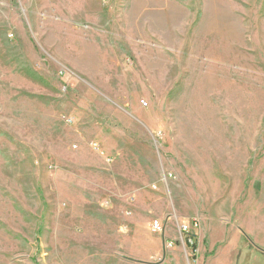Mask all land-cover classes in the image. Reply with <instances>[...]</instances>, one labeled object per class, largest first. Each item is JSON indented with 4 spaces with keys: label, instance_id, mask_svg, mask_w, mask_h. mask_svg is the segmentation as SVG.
I'll return each mask as SVG.
<instances>
[{
    "label": "rangeland",
    "instance_id": "obj_1",
    "mask_svg": "<svg viewBox=\"0 0 264 264\" xmlns=\"http://www.w3.org/2000/svg\"><path fill=\"white\" fill-rule=\"evenodd\" d=\"M0 264H264V0H0Z\"/></svg>",
    "mask_w": 264,
    "mask_h": 264
},
{
    "label": "built area",
    "instance_id": "obj_2",
    "mask_svg": "<svg viewBox=\"0 0 264 264\" xmlns=\"http://www.w3.org/2000/svg\"><path fill=\"white\" fill-rule=\"evenodd\" d=\"M201 225V222L198 219H194L191 222L190 221H185L181 222L179 225H177V231L180 236L181 241L184 244H187L188 246H193L194 243V238H193V231L196 229H199ZM152 226V231L156 234H165L166 232V225H163L161 221L155 220L151 224ZM174 243L171 241H168L165 244L166 249H171L173 247Z\"/></svg>",
    "mask_w": 264,
    "mask_h": 264
},
{
    "label": "crops",
    "instance_id": "obj_3",
    "mask_svg": "<svg viewBox=\"0 0 264 264\" xmlns=\"http://www.w3.org/2000/svg\"><path fill=\"white\" fill-rule=\"evenodd\" d=\"M162 241H163V238H161V243H162Z\"/></svg>",
    "mask_w": 264,
    "mask_h": 264
},
{
    "label": "trees",
    "instance_id": "obj_4",
    "mask_svg": "<svg viewBox=\"0 0 264 264\" xmlns=\"http://www.w3.org/2000/svg\"><path fill=\"white\" fill-rule=\"evenodd\" d=\"M194 248H196V246Z\"/></svg>",
    "mask_w": 264,
    "mask_h": 264
}]
</instances>
